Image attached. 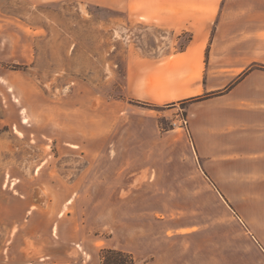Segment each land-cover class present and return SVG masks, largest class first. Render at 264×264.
Listing matches in <instances>:
<instances>
[{
	"label": "rangeland",
	"instance_id": "1",
	"mask_svg": "<svg viewBox=\"0 0 264 264\" xmlns=\"http://www.w3.org/2000/svg\"><path fill=\"white\" fill-rule=\"evenodd\" d=\"M21 3V34L7 24L0 44V264H101L103 248L136 264H264V180L200 157L185 103L124 95L148 29L123 9Z\"/></svg>",
	"mask_w": 264,
	"mask_h": 264
},
{
	"label": "crops",
	"instance_id": "2",
	"mask_svg": "<svg viewBox=\"0 0 264 264\" xmlns=\"http://www.w3.org/2000/svg\"><path fill=\"white\" fill-rule=\"evenodd\" d=\"M7 1L13 19H7ZM22 1L71 3L79 13L125 10L130 22L148 29L146 45L126 54L127 99L155 107L185 103L178 115L200 157L244 162L264 180V0H142L139 6L131 0H0V44L7 24L21 34ZM155 31L167 33L160 52L147 46ZM184 36V46H176ZM194 70V79H183Z\"/></svg>",
	"mask_w": 264,
	"mask_h": 264
},
{
	"label": "trees",
	"instance_id": "3",
	"mask_svg": "<svg viewBox=\"0 0 264 264\" xmlns=\"http://www.w3.org/2000/svg\"><path fill=\"white\" fill-rule=\"evenodd\" d=\"M264 67V66H263ZM101 264H136L128 252L113 248H103L101 251Z\"/></svg>",
	"mask_w": 264,
	"mask_h": 264
},
{
	"label": "built area",
	"instance_id": "4",
	"mask_svg": "<svg viewBox=\"0 0 264 264\" xmlns=\"http://www.w3.org/2000/svg\"><path fill=\"white\" fill-rule=\"evenodd\" d=\"M173 124L175 125L176 123L173 122ZM186 124H187L186 119H185V118H181V119H180V125H179V126H186Z\"/></svg>",
	"mask_w": 264,
	"mask_h": 264
}]
</instances>
